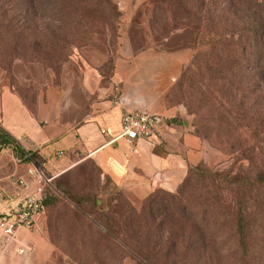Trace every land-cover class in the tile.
I'll return each instance as SVG.
<instances>
[{
	"label": "rangeland",
	"instance_id": "obj_1",
	"mask_svg": "<svg viewBox=\"0 0 264 264\" xmlns=\"http://www.w3.org/2000/svg\"><path fill=\"white\" fill-rule=\"evenodd\" d=\"M113 1L116 10L90 0L70 11L61 0H0V79L29 101L52 88L68 104L83 92L89 69L95 68L100 85L106 86L120 60L188 50L191 58L168 100L184 106L191 132L207 145L209 162L199 164L218 172L263 169L264 78L243 67L222 77L210 74L207 62L214 53L209 51L224 48L226 57L235 46L230 40L214 46L205 41L215 22L220 21L225 35L248 24L252 7L264 10V0H232V10L231 0ZM256 128L262 140L253 138ZM52 185L45 204L47 222L41 229H25L44 237L49 228L56 250L45 264H264V214L262 220L255 217L257 227L243 252L230 218L214 219L203 211L198 220L190 212L165 218L143 209L145 200L136 209L91 159ZM193 186L198 203L210 197L198 180ZM157 190L163 191L159 197L166 203L171 200L167 194L178 189ZM225 194L230 204L231 196Z\"/></svg>",
	"mask_w": 264,
	"mask_h": 264
},
{
	"label": "crops",
	"instance_id": "obj_2",
	"mask_svg": "<svg viewBox=\"0 0 264 264\" xmlns=\"http://www.w3.org/2000/svg\"><path fill=\"white\" fill-rule=\"evenodd\" d=\"M190 58L188 50L132 55L118 62L106 86L100 85L97 70L89 69L84 73L83 92L68 104L52 88L41 90L29 101L9 81L0 79V131L23 152L30 151L51 177L93 160L137 209L159 188L176 191L190 166L209 162L207 145L191 132L184 106L168 100ZM132 110L165 117L152 138L134 146L119 138L121 116ZM27 168L28 163L18 162L11 148L0 153V177L9 193L11 177L25 175ZM48 217L45 209L40 229ZM16 234L15 241H0V264H45L56 250L47 227L44 237L23 228ZM21 246L29 248L24 255L18 253Z\"/></svg>",
	"mask_w": 264,
	"mask_h": 264
},
{
	"label": "trees",
	"instance_id": "obj_3",
	"mask_svg": "<svg viewBox=\"0 0 264 264\" xmlns=\"http://www.w3.org/2000/svg\"><path fill=\"white\" fill-rule=\"evenodd\" d=\"M87 1L90 0H61V3L64 9L68 8L72 11L80 10ZM96 4L103 9H117L113 0H96ZM233 7L234 4L231 0L229 3L230 10ZM249 14L248 24L241 26L240 29L235 26L236 30L226 33L228 35L221 32L220 21L213 23L212 28L214 31L207 33L205 43H210L213 46L216 44L226 45L228 44L227 41L230 40L235 47L229 49V54L226 57L224 56V48L218 52L209 51L214 53V60L211 59L207 62V66L211 70L210 74L215 73L222 77L227 70L235 72L238 68L243 67L246 71L249 70L256 75L260 74L261 80L264 78V10L252 7V12L250 11ZM198 56L194 58L195 60L193 59V64L197 61ZM210 56L212 57L211 54ZM229 60L230 62H228ZM186 76V71H183L181 78L183 77L186 80ZM233 90H236V88H233ZM227 109L225 108L226 111ZM234 109L235 105L228 111L231 112ZM253 125L254 123H251L249 126ZM253 138L257 141L262 138L258 128L255 129ZM6 148H11L18 158L27 161L23 150L15 145L4 131H0V153ZM255 168L233 173L212 171L203 164L190 166L187 176L179 185L177 192L167 194L171 198L169 202L165 203L164 198L159 197L160 194H163V191L156 190L145 199L143 209L144 207L148 208L150 213L152 211L161 212L165 215V218L173 216L177 219L181 215L184 216L187 212H190L198 220L199 215L202 214L201 211L209 212L214 216V219L219 217L220 220L224 216L230 218L228 221L230 223L229 227L238 239V246L244 252L251 241L252 231L257 227L255 217L259 215L260 220H262V214H264V197L260 196L259 193L261 191L264 193V168ZM195 180H198L207 190H210V197L205 195L207 196L206 200L202 199L200 203L195 198L196 192L192 190ZM225 193L231 196L230 204L226 201ZM49 202L50 198L47 197L44 204ZM155 202H159L156 207ZM226 210H229L228 215L224 213ZM101 225L103 224L101 223ZM103 226L106 228L105 225Z\"/></svg>",
	"mask_w": 264,
	"mask_h": 264
},
{
	"label": "built area",
	"instance_id": "obj_4",
	"mask_svg": "<svg viewBox=\"0 0 264 264\" xmlns=\"http://www.w3.org/2000/svg\"><path fill=\"white\" fill-rule=\"evenodd\" d=\"M164 122L165 117L157 112L124 111L119 138L134 146L138 141L152 138ZM24 157L27 159L28 168L25 175L11 177V193L7 191L4 179L0 177V241H15L20 228L31 230L40 227L48 190L53 186L55 177L45 173L33 154L24 151ZM17 159L18 162H23L21 158ZM27 251L29 248L24 246L18 249L20 255Z\"/></svg>",
	"mask_w": 264,
	"mask_h": 264
}]
</instances>
